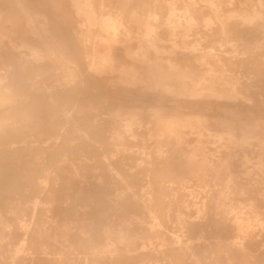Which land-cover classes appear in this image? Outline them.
Segmentation results:
<instances>
[{"label":"bare ground","instance_id":"obj_1","mask_svg":"<svg viewBox=\"0 0 264 264\" xmlns=\"http://www.w3.org/2000/svg\"><path fill=\"white\" fill-rule=\"evenodd\" d=\"M255 147L264 0H0V264H264Z\"/></svg>","mask_w":264,"mask_h":264},{"label":"rangeland","instance_id":"obj_2","mask_svg":"<svg viewBox=\"0 0 264 264\" xmlns=\"http://www.w3.org/2000/svg\"><path fill=\"white\" fill-rule=\"evenodd\" d=\"M194 37L195 36H193L192 37V39L194 40ZM216 43V44H215ZM215 43H212L211 45H213L212 47H213V49L217 52V53H221L222 54V52H228V56H233V55H235V54H232V52L235 50L234 48H232L228 43H226V42H224V41H221L220 39L217 41V42H215ZM206 44H208V43H205V45ZM166 45V47L168 48V47H170V44L169 43H166L165 44ZM217 46V47H216ZM228 46V47H227ZM225 47H226V49H225ZM169 50H170V48H168ZM225 49V50H224ZM232 49H234V50H232ZM222 50V51H221ZM238 51L239 52H241V49L240 48H238ZM240 57H238V58H243L241 55H239ZM70 60H72L73 62H78V59H70ZM105 88L107 89V91H108V94L110 95V97L111 98H119V97H122V95H124L123 93H119L118 91H117V89H116V87L115 86H113V85H111V84H108V85H106V83H105ZM203 112V110H201V113ZM216 145H214V144H211V146L209 145V147L215 152L216 151V147H215ZM255 149V150H254ZM251 150H253V151H248V157H249V159L251 160V163H249V165H250V167H251V170L253 171V173H257L258 171L256 170V169H254L255 167H256V165H257V162L259 161V159L260 158H262L263 160H264V155H263V157H259L260 156V150H259V148L257 147H255V148H253V149H251ZM256 152V153H255ZM259 152V153H258ZM256 154V155H255ZM243 155L244 154H242V156L241 157H243ZM255 161V162H254ZM253 165V166H252ZM254 167V168H253ZM258 173H260V172H258Z\"/></svg>","mask_w":264,"mask_h":264}]
</instances>
